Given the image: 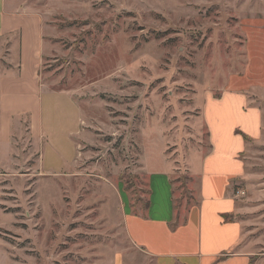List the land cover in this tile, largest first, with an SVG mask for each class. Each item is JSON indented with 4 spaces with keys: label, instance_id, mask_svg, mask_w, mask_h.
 <instances>
[{
    "label": "rangeland",
    "instance_id": "rangeland-1",
    "mask_svg": "<svg viewBox=\"0 0 264 264\" xmlns=\"http://www.w3.org/2000/svg\"><path fill=\"white\" fill-rule=\"evenodd\" d=\"M32 1L45 21L43 81L70 92L82 125L65 142L78 110L45 99L56 150L43 153L29 115L16 120L0 156V264H154L127 236L123 201L143 212L147 166L164 160L176 208L196 202L195 168L237 119L221 101L239 94L263 123L239 155L234 218L264 264V0ZM7 49L0 73L14 67Z\"/></svg>",
    "mask_w": 264,
    "mask_h": 264
},
{
    "label": "crops",
    "instance_id": "crops-1",
    "mask_svg": "<svg viewBox=\"0 0 264 264\" xmlns=\"http://www.w3.org/2000/svg\"><path fill=\"white\" fill-rule=\"evenodd\" d=\"M33 7L38 6L32 0H0V47L8 48L9 60L14 63L13 68L0 73V156L4 157L12 149V127L25 114L30 117L35 143L40 142L39 148L43 145L42 152L56 150L54 135L43 117L45 99L49 103L67 101L78 110L77 128L61 133L65 142H72L81 132L80 108L70 92L49 90L43 81L45 21L42 11ZM8 38L15 41L7 43ZM221 103L237 119L230 124L229 142L216 140L195 168L197 201L176 208L174 181L164 160L147 166L148 207L136 212L128 199L123 201L127 236L154 264L263 263L261 254L255 258V252L242 245L244 226L234 218L241 210L239 195L234 192L242 176L236 170L242 166L239 155L247 150L246 137H260L263 113L259 107L249 106L250 98L243 94L226 95ZM43 163L41 153V167Z\"/></svg>",
    "mask_w": 264,
    "mask_h": 264
},
{
    "label": "trees",
    "instance_id": "trees-1",
    "mask_svg": "<svg viewBox=\"0 0 264 264\" xmlns=\"http://www.w3.org/2000/svg\"><path fill=\"white\" fill-rule=\"evenodd\" d=\"M149 193V192H148ZM148 205H149V201L147 200V203H146V206H145V208H147L148 207Z\"/></svg>",
    "mask_w": 264,
    "mask_h": 264
}]
</instances>
